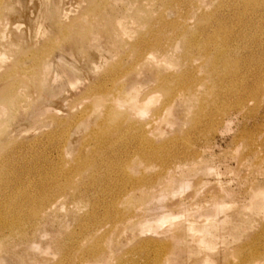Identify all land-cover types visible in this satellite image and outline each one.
I'll return each mask as SVG.
<instances>
[{"label": "rangeland", "instance_id": "1", "mask_svg": "<svg viewBox=\"0 0 264 264\" xmlns=\"http://www.w3.org/2000/svg\"><path fill=\"white\" fill-rule=\"evenodd\" d=\"M0 264H264V0H0Z\"/></svg>", "mask_w": 264, "mask_h": 264}, {"label": "bare ground", "instance_id": "2", "mask_svg": "<svg viewBox=\"0 0 264 264\" xmlns=\"http://www.w3.org/2000/svg\"><path fill=\"white\" fill-rule=\"evenodd\" d=\"M149 1H150V0H149ZM226 44H227V41L225 40V41H224V45H226Z\"/></svg>", "mask_w": 264, "mask_h": 264}]
</instances>
